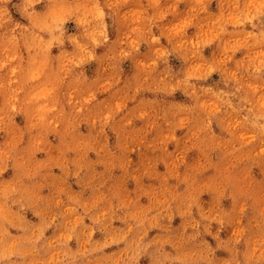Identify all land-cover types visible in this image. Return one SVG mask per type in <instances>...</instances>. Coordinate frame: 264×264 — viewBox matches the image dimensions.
Masks as SVG:
<instances>
[{"label": "clouds", "instance_id": "1", "mask_svg": "<svg viewBox=\"0 0 264 264\" xmlns=\"http://www.w3.org/2000/svg\"><path fill=\"white\" fill-rule=\"evenodd\" d=\"M0 264H264V0H0Z\"/></svg>", "mask_w": 264, "mask_h": 264}]
</instances>
